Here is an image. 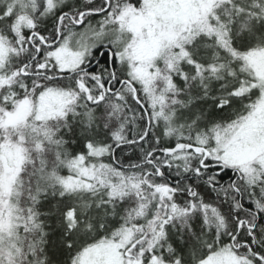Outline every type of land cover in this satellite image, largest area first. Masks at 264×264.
Returning a JSON list of instances; mask_svg holds the SVG:
<instances>
[{"label": "snow or ice", "instance_id": "1", "mask_svg": "<svg viewBox=\"0 0 264 264\" xmlns=\"http://www.w3.org/2000/svg\"><path fill=\"white\" fill-rule=\"evenodd\" d=\"M0 264H264V0H0Z\"/></svg>", "mask_w": 264, "mask_h": 264}]
</instances>
